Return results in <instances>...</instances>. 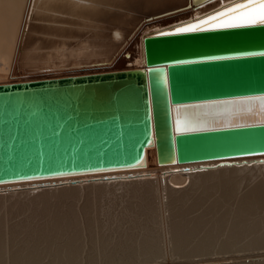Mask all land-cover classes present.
<instances>
[{
  "label": "bare ground",
  "instance_id": "obj_1",
  "mask_svg": "<svg viewBox=\"0 0 264 264\" xmlns=\"http://www.w3.org/2000/svg\"><path fill=\"white\" fill-rule=\"evenodd\" d=\"M191 1L0 0V84L142 67L145 37L242 0H213L203 9ZM246 23L241 15L196 25ZM173 110L186 130L262 123L264 97ZM259 175L239 192L244 180ZM115 190L127 191L138 203L127 205L120 217L128 226L114 228L116 236L107 237L97 202ZM83 196L81 207L63 204ZM17 204L31 214L9 223ZM160 204L168 213L164 230L171 248L168 241L163 244L175 254L173 262L164 261L167 246L160 245ZM87 248L94 252L84 257ZM84 259V264H158V259L164 264H264V154L160 165L152 144L133 166L0 182V264H81Z\"/></svg>",
  "mask_w": 264,
  "mask_h": 264
},
{
  "label": "water",
  "instance_id": "obj_2",
  "mask_svg": "<svg viewBox=\"0 0 264 264\" xmlns=\"http://www.w3.org/2000/svg\"><path fill=\"white\" fill-rule=\"evenodd\" d=\"M243 3L145 37L142 67L0 84V182L133 166L152 144L160 165L264 154V122L186 130L173 110L264 97V23L176 31Z\"/></svg>",
  "mask_w": 264,
  "mask_h": 264
},
{
  "label": "rangeland",
  "instance_id": "obj_3",
  "mask_svg": "<svg viewBox=\"0 0 264 264\" xmlns=\"http://www.w3.org/2000/svg\"><path fill=\"white\" fill-rule=\"evenodd\" d=\"M64 52H63V51ZM59 57H62V55H65V50L64 49H62V48H60L59 49ZM61 54V55H60ZM62 59H65V58H62ZM262 178V176H260L259 175V177L258 178H255L254 179V177L252 178V180L251 179H249V180H244L242 183H241V185H240V188H239V192L241 191V192H243L244 190H246L250 185H253L254 183H256L258 180H260ZM111 194V195H110ZM118 194H119V196H118ZM103 198V199H102ZM117 198V199H116ZM21 199H23V197L21 198ZM25 199V198H24ZM82 199V200H81ZM25 200H28V198L27 199H25ZM84 200H85V197L83 196V197H81L80 199H76V200H74V201H72V200H68L66 203H63V204H65V205H69L71 202H73L77 207H81V205L83 204V202H84ZM137 201V200H136ZM135 201V199L133 198H131L130 197V195L127 193V191H121V190H115V192L114 193H108L107 195H105L104 197H100L99 199H98V202H97V205H98V217H97V219L98 220H100L101 221V231H102V233H103V231H104V233L103 234H107V237L109 236H111V237H115L116 236V232H118V231H116L115 229L116 228H122L123 226H128V223L127 222H125V220H121L120 219V217L122 218L123 217V212H125L126 210V208L125 207H127V205H129L130 204V206L131 205H133L134 206V203L136 202ZM11 202H13V199L11 200ZM81 202V203H80ZM233 202V201H232ZM133 203V204H132ZM137 203H138V201H137ZM8 204H10V201H7L6 202V205H8ZM135 205H137L136 203H135ZM160 209L161 210H159V212H158V214H160V211H161V215L158 217V220H162V221H160L158 224H160V227H162V225L164 226L162 229L159 227V225H158V227H157V229H158V232H160L161 231V234L160 235H162V232H164V234H163V236H162V241L160 242V245H161V247L162 246H167V244H169L170 245V243H169V234H168V226H167V221H166V219H167V217H166V219L165 218H163V217H165V216H167V212L165 211V206H163L162 204H160ZM129 207V206H128ZM127 207V208H128ZM19 208V209H18ZM164 209V210H163ZM20 210V211H19ZM2 211H5V209H3ZM15 211V212H14ZM24 212V213H23ZM28 212V213H27ZM123 213V214H122ZM165 213V214H164ZM11 215H9V223H15V222H18L17 220H19V221H21V220H23V219H25L27 216H29L30 214H31V211L30 210H28L27 208H24V207H20L19 206V204H17L16 205V207L14 208V210L10 213ZM24 214V215H23ZM22 215V216H21ZM103 217V218H102ZM162 218V219H161ZM13 219V220H12ZM16 219V220H15ZM15 220V221H14ZM119 220H120V223L122 222L123 224H125V225H122V224H120L119 223ZM166 221V222H165ZM113 222V223H112ZM161 222H163L162 224H161ZM104 223V224H103ZM117 223H119V224H117ZM126 223H127V225H126ZM116 225H119L118 227L116 226ZM156 225V226H157ZM166 225V226H165ZM115 228V229H114ZM165 228H167V229H165ZM110 229V230H109ZM114 229V230H113ZM167 230L166 231V233H167V235L165 234V230ZM164 230V231H163ZM113 232H115V233H113ZM113 233V234H112ZM108 234H110V235H108ZM165 235V236H164ZM168 236V237H167ZM163 237H164V239H163ZM166 237H167V239H166ZM163 240H164V242L166 241H168L167 242V244H163L164 242H163ZM165 242V243H166ZM163 245H162V244ZM170 248H171V245L169 246ZM88 249V250H87ZM86 249V251H85V256L84 257H87L86 256V254H89V253H91V252H94L93 251V249H91V248H87ZM164 249V252L163 253H167V255L169 256H165V254H164V259L165 258H167V260H164L162 257H161V260L163 259L165 262L167 261H174V259H175V257H174V259L172 260V258H173V256L172 255H175V254H173V252H171L170 250H172V249H169L168 248V246L166 247V250H165V247H163L162 248V250ZM169 250V251H168ZM87 252V253H86ZM169 252V253H168ZM171 255V257H170V255ZM241 254H243V253H241ZM231 254H226L225 256H230ZM236 255H239V254H236ZM163 256V255H162ZM221 256V255H220ZM223 256V255H222ZM83 257V258H84ZM206 257V256H205ZM204 257V258H205ZM209 257V256H208ZM207 257V258H208ZM213 257H218V256H216V254L213 256ZM169 258H171V260L169 259ZM176 258H177V256H176ZM200 258V257H199ZM199 258H195V261H197V260H199ZM203 258V257H202ZM45 260H49L48 258L46 259L45 258ZM85 260L86 259H84V261H83V263H81V264H84L85 263ZM160 259H158L157 261L160 263V264H164L165 262L163 261H159ZM177 260V259H176ZM47 261H45V262H47ZM156 261V263H158ZM158 263V264H159ZM87 264V263H86ZM149 264V263H148ZM153 264H155V263H153ZM167 264V263H166Z\"/></svg>",
  "mask_w": 264,
  "mask_h": 264
},
{
  "label": "snow or ice",
  "instance_id": "obj_4",
  "mask_svg": "<svg viewBox=\"0 0 264 264\" xmlns=\"http://www.w3.org/2000/svg\"><path fill=\"white\" fill-rule=\"evenodd\" d=\"M251 11L242 12V18L247 19L250 23H264V0H247V3L238 4L234 8H230L226 10L225 12L218 13L217 16H226L229 13L236 12L238 10H248ZM258 17V20H257ZM212 20L216 19V17L210 18ZM201 23H207V21H203ZM224 27H234L237 26L235 24H223ZM200 30L199 26L196 24L188 25L183 28H179L176 31L177 32H187V31H197ZM177 124H180V120H177Z\"/></svg>",
  "mask_w": 264,
  "mask_h": 264
}]
</instances>
